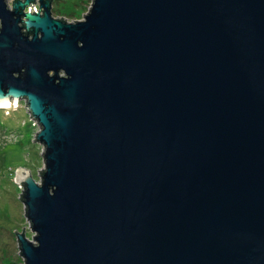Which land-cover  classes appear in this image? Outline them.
Masks as SVG:
<instances>
[{
    "label": "water",
    "instance_id": "1",
    "mask_svg": "<svg viewBox=\"0 0 264 264\" xmlns=\"http://www.w3.org/2000/svg\"><path fill=\"white\" fill-rule=\"evenodd\" d=\"M0 0V101L22 167L17 264H264V0Z\"/></svg>",
    "mask_w": 264,
    "mask_h": 264
},
{
    "label": "rangeland",
    "instance_id": "2",
    "mask_svg": "<svg viewBox=\"0 0 264 264\" xmlns=\"http://www.w3.org/2000/svg\"><path fill=\"white\" fill-rule=\"evenodd\" d=\"M36 3L37 8L32 5L31 10H39V0ZM92 3V0H55L52 13L55 18L77 22L85 19ZM26 106V99L12 100L6 107L0 105V264H17L20 260L13 229L18 232L23 229L28 239L35 240L25 201L19 197L25 187L15 179L16 171L25 167L40 182V172L45 169L44 145L34 141L40 127Z\"/></svg>",
    "mask_w": 264,
    "mask_h": 264
},
{
    "label": "bare ground",
    "instance_id": "3",
    "mask_svg": "<svg viewBox=\"0 0 264 264\" xmlns=\"http://www.w3.org/2000/svg\"><path fill=\"white\" fill-rule=\"evenodd\" d=\"M11 103H12L11 100H1V101H0V105H1L2 107L10 106Z\"/></svg>",
    "mask_w": 264,
    "mask_h": 264
},
{
    "label": "trees",
    "instance_id": "4",
    "mask_svg": "<svg viewBox=\"0 0 264 264\" xmlns=\"http://www.w3.org/2000/svg\"><path fill=\"white\" fill-rule=\"evenodd\" d=\"M55 1V0H53ZM93 1V0H92ZM39 5V4H38ZM59 19H62L63 21H67L65 18H59ZM44 172V170L42 171V173ZM25 186V184H23ZM23 198H24V193H23Z\"/></svg>",
    "mask_w": 264,
    "mask_h": 264
},
{
    "label": "built area",
    "instance_id": "5",
    "mask_svg": "<svg viewBox=\"0 0 264 264\" xmlns=\"http://www.w3.org/2000/svg\"><path fill=\"white\" fill-rule=\"evenodd\" d=\"M36 5H37V3H35L33 6H35L36 7ZM37 8V7H36ZM35 11H37V10H35ZM12 104V103H11ZM31 115V114H30ZM32 119H34L33 117H32ZM36 122H37V120L36 119H34ZM38 125H39V123H38ZM39 127H40V125H39ZM31 224V223H30Z\"/></svg>",
    "mask_w": 264,
    "mask_h": 264
}]
</instances>
